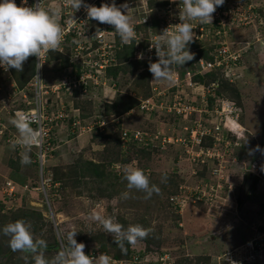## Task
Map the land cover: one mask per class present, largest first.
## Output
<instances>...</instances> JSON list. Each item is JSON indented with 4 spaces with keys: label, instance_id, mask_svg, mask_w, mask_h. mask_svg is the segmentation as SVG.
<instances>
[{
    "label": "rangeland",
    "instance_id": "1",
    "mask_svg": "<svg viewBox=\"0 0 264 264\" xmlns=\"http://www.w3.org/2000/svg\"><path fill=\"white\" fill-rule=\"evenodd\" d=\"M53 2L61 6V13L70 9L64 0H44L43 3L47 7ZM263 4L264 0L238 2L227 23L228 38L234 33L235 38L231 40L235 39L236 46L245 51L243 55L247 63L244 77L233 84L221 82L219 87L210 88L211 94L216 92L221 96L216 97V101L206 97V107L202 105L204 102L201 103L199 94H195V108L190 112H183L181 117L175 116L172 109L167 110L164 104H158V112H128L129 106H137L138 100L150 97L153 87H158V91H161L169 85L167 82L152 81L148 62L143 59L122 64L121 58L125 59V55L132 51L129 48L117 50L118 65L107 70L100 78L88 70L91 81L89 88L87 85L90 81L87 78L80 84H73L69 80L71 74L81 66L76 65V62L82 64V60L86 58L84 48L79 49L77 46L87 35L71 34L59 51L47 53L40 67L42 90L47 91L46 94H41L43 108L64 107V111L59 112L68 116L62 123L60 120L51 122L52 134L56 133L55 136L59 135L60 138H57L58 147L50 157V163L53 164L50 171L60 178L54 192L57 195L48 196V190L45 194L40 190V171L35 150L31 148L28 153L32 162L21 165L23 150L19 147L13 149L12 143L6 141L5 137H0V179L15 187V193L1 201L4 210L0 208V230L7 223L24 220L30 225L35 238L47 242L48 247L44 252L47 258L59 253V237L69 229L78 231L75 237L77 242L89 243L88 246H94L95 250L109 252L116 258L127 257L131 251H151L147 253L150 260L162 258L159 264H230L227 257L236 262V254L262 248L264 245L259 243L262 222L257 217L264 204V181L243 174V165L238 157L236 161L214 160L213 164L205 161V158L201 163L186 154L181 155V149L176 143L143 149L137 143L123 142L120 136L124 129H131L132 134L136 128L152 131L160 125H166L168 134L175 137L176 134L183 133V129L176 130L178 125L198 122L205 111L211 113L214 105L229 99L239 104L242 110L240 123L249 129L242 138L245 159H250L251 149L258 154L252 160H264V154L255 151L257 145L264 149ZM68 15L73 17V14ZM141 30L143 34L146 33L143 28ZM72 39L78 43L74 45ZM81 45H84L82 41ZM241 46H248L247 50ZM188 50L194 57L198 55L199 50L196 48L188 46ZM241 61L244 62L243 58ZM35 65L36 59L29 57L23 64V71L17 72L13 68L8 71L0 70V76H5L3 80H16L18 87L25 88L30 81L35 82ZM209 79L205 75L201 80L207 84ZM3 80L0 84V101L4 98V103H7L6 99L10 98V109L22 104L20 95L8 97L9 88ZM191 89H186V95H190L188 93ZM31 98L32 94L29 96ZM35 98H38L36 92ZM109 98L112 99L111 102ZM66 103L73 105L72 109L66 108ZM2 105L0 103V107ZM75 110L80 118L95 116L105 119L102 129L90 135L85 126H81L80 132L79 129L71 131L67 124L61 126L65 122H71ZM126 112L128 113L125 114ZM8 115L10 120V111ZM215 117L213 114L208 118ZM11 129L1 134L11 133ZM13 129L15 130L14 126ZM220 130L224 134L228 132L226 125ZM232 137L235 139L236 135ZM98 153L104 162L100 166L105 169L102 177L93 176L86 167L80 166L81 156L100 162ZM129 167L141 169L148 176L150 184L160 188V193H154L151 199H145L144 192L129 190L123 179L124 170ZM165 175L167 180L162 182ZM260 175L264 180V171ZM207 180H211L214 186V192L208 198L187 195L188 206L182 211L175 209L168 200L169 195L178 192L180 184L200 187ZM1 184L3 183L0 186ZM92 213L112 217L125 228L129 224H140L152 231L135 246L126 244L128 251L125 255L114 243L112 236L90 219ZM8 239L0 231V264H34L31 255L13 252Z\"/></svg>",
    "mask_w": 264,
    "mask_h": 264
},
{
    "label": "clouds",
    "instance_id": "2",
    "mask_svg": "<svg viewBox=\"0 0 264 264\" xmlns=\"http://www.w3.org/2000/svg\"><path fill=\"white\" fill-rule=\"evenodd\" d=\"M64 2L67 7L73 10L72 13H70L71 15L74 12L83 8L87 14L88 20H95L102 24H109L113 26L115 29L114 31L115 35H107L105 37V39L109 43L113 44L112 50L113 49L114 50L112 51V53L114 52L113 54L115 56V59L114 61H112L111 65L109 64L107 67L104 68V70L101 73H98L97 75L98 78H100V76L105 74L107 70H110L112 67H116L118 65V61H117L118 49L129 48L132 50V52L129 54L128 59L126 60L127 63L128 62L130 63V61H139L143 59L142 53L139 54L138 57L136 58L137 56L136 52L139 51V48L141 47H139L138 49L135 48L136 33H135L134 25L131 22V17L127 13L125 14L124 12L121 11V8H124L127 9L128 12L129 8L127 3L119 7H117V5L114 2L112 4L104 3L101 4L99 7H97L95 5L85 3L84 0H64ZM171 2L174 3L175 0H171ZM24 3L26 4L27 0H24ZM224 3L225 0H180L179 13H178L180 23L175 24L174 29L171 31H169V27L164 29L162 33L158 34L155 40L150 41L149 51H151V49L154 48L155 54L158 57L157 60L154 61L150 60L149 62L147 61L148 70L153 76L152 81L167 82L169 83V85H171V83H174V78H175L174 69L178 68L176 66H180L179 68H185L186 67L184 66L185 63L191 61V64L189 66L191 67L196 57H198L199 55L206 56V52H207L206 49L212 45H209L208 41H204L197 44L193 42L195 36V33L193 32V29L195 28L193 22H198L201 25L212 24L213 14L216 11V8L218 6H222ZM149 6L153 8V10L147 14L149 16V19L152 20L150 24V29L151 32H156L157 20L156 17L154 16L155 7L154 4H149ZM68 14L69 13L67 14L61 13V6L55 2L50 3L47 5V7H45L42 4V0H37V2L33 6L27 7V6H18L15 3V0H0V70L8 71L10 68H13L17 72H21L23 71L24 62H26L28 58L31 56L36 57L38 60V63L35 65L36 69L38 70L40 67H42L45 61L44 57L46 56L47 53L59 51L60 46L64 45V42L68 39V37L71 34H75V35L78 34L72 28V26L69 25L70 16ZM66 26L70 29V32L64 35L63 29ZM137 28H139L140 30L141 28H143L144 32L146 33L148 32V24H139L137 25ZM94 29L97 30V32L100 31L98 28L97 29L94 28ZM146 33L144 35H147ZM64 36L65 39L63 40ZM108 36H111V38H108ZM231 38H235L234 33L228 39L230 42L233 41L236 42L235 39L231 40ZM72 41L74 40L72 39ZM73 43L75 45V41ZM98 43L99 45H101L100 42ZM94 45L97 46V44ZM188 46L199 50L197 53L198 55L194 57V54L188 50ZM247 47L248 46H241V48L245 50H247ZM241 51L244 62L242 61L239 62L238 67H234L231 70V72H234L236 75L232 77L221 76L217 78L219 81V85L217 87L221 85L220 84L221 82L222 84L223 83L233 84L234 82L239 81L244 77L247 62H245L243 55L245 51L242 49ZM76 65H81V64L76 62ZM4 77L5 76H0L1 78L0 84H2V80H3L2 78ZM41 78L42 75L40 79ZM211 79L212 78L208 80L207 84L209 83V81H211ZM3 81L7 83L9 88L7 95H10V90H11L10 83L13 82L15 83V87H17L18 89L20 88L18 87L16 80L9 79ZM88 81H90V78H88ZM201 83L203 84L205 82H201ZM90 84L91 81L87 85L88 88ZM207 84L205 83L204 85ZM168 86H166L164 90L161 91H158V87H153L151 89L150 97L153 98L154 105L153 108L148 111L158 112V104L160 105L164 104V107H166L165 97L162 95V93L166 91V88ZM169 90H174V89H169ZM192 91H194L193 95L194 93L196 94L193 88L190 90V93H192ZM17 95L19 96V94ZM220 96L221 95L216 92H213V94L209 92V94L206 95L208 99L210 100L213 99L214 101H216V97H220ZM193 97L195 98V96ZM206 97L205 99L207 101L208 99ZM134 99L138 100V97L134 96ZM143 99L146 98H142L138 100L139 102L138 105L134 107L133 106L130 107L128 112L134 113L138 110L142 111V109L139 108V104ZM111 100L112 99L109 98V102H111ZM6 101L7 103L4 104L8 106L10 111L17 108H25L24 103L22 102V104L20 103V105L14 106L12 109H10L9 103L11 102L8 99H6ZM229 102L230 104L233 102L234 106H236V112L233 113L232 118L228 120L226 126L227 127L229 126L231 129L229 130V128H227L228 132H225V134L228 133L230 138L234 142L229 147V150L226 151L224 158L228 162V160L236 161V157H238L242 165L244 163L247 164L253 161L251 158H254L258 154L254 153V151L250 149L249 150V155H250L249 158L251 159L250 161V159L248 160L245 159V155H244L245 150L242 152L243 150L242 146L244 145L242 138L246 135V132L249 129H247L244 125L240 123L242 110L238 106L239 104L236 101L234 102L233 100L227 99L226 101L220 102V104H218L217 106L214 105V108L218 107L219 110L221 108L222 109L221 111L224 114H226L223 107L227 108V103ZM65 105L66 108L68 109H72L73 107V105L71 104L69 105L68 103H66ZM47 109L54 111L57 108L53 109L49 107ZM132 109L134 111H132ZM128 112H126L125 114H127ZM175 116L181 117L182 114L175 113ZM67 117L63 116L60 119H57L56 122L60 120V123H62V121H65ZM7 119L9 121L7 123L9 124L8 125L9 129L12 128L11 129L12 132H16L18 134V136L12 141L13 149L19 147L23 150L21 152V158H20L21 165L30 164L32 162L28 153L30 152L31 148L35 150L38 171H40L39 186L41 192H44L45 194L46 190H48L51 185L54 187L58 186L60 182H52L54 177H53V172L50 171V168H52L53 164L50 163L51 162L50 157H51V149L58 147V145L56 144L58 142V139H60L58 138L59 135L55 136L56 133L54 135L52 134L54 146L48 149L46 151L45 156L41 160H39L37 157V153H39L38 147L33 146V129L30 126L32 121L20 115L14 117L11 115L10 120L9 117ZM104 120L105 119L103 118H96L95 116L93 118L91 117L80 118L78 112L76 111L74 113V117L72 118L71 122L69 121L65 122V124L64 125L61 124V126H65L67 124V127L71 128V131H74L75 129H79V132L81 131V126H85L89 134L92 135V132L96 134L97 133L96 130L102 129L104 123L100 124V122ZM80 122H82L81 125ZM215 122H216V117L214 119H211V122H208L210 128L211 126L212 127L215 126ZM194 123L195 122L192 123L189 122L187 125H185V123H181L176 127V130H182L183 127L185 126L188 128L192 127ZM92 124L94 125L92 126ZM161 124H163V122H161ZM13 126L15 127V130L13 129ZM135 130H141V129L136 128ZM142 131L153 134H155L156 132L160 133L159 138L154 139L153 142H150L149 146H142L141 143L139 144L135 140L131 141L141 145L143 149H149L151 147L159 148L161 146L166 145L165 143L167 144L176 143L172 141L161 142L160 136H162L163 134L165 136L169 135L172 138L182 136L184 134V130H183L182 134H176L174 137V135L168 134L167 132L168 128L166 127V125L165 127L160 125L152 131H146V130H142ZM127 132L130 134L131 129H129V131ZM134 132H132V134ZM233 135L234 136L236 135L235 139L232 137ZM70 136H72V134H70ZM177 146L180 148L178 144ZM237 148H240L241 151L239 149L237 150ZM255 151H260L262 154H264V149H261L259 145L256 146ZM184 152L185 151L181 149V155L185 154ZM99 154L100 153H98V155ZM186 156L188 155L186 154ZM186 156L185 158L189 160L188 157ZM98 157L100 160L101 156ZM81 161H85V160H82L81 158ZM241 169L243 174L250 175L245 171V169H243V166H241ZM261 170L264 171V165H262ZM123 179L127 182V188L129 190L136 189L138 191L144 192L145 199H151L154 193L155 194L160 193V188L155 184H150L148 176H146L145 173L139 168L129 167L125 169L123 174ZM166 180H167V176L165 175L162 178V182H166ZM0 183L4 184V181L0 179ZM38 188L39 187H37V189ZM47 195L49 196L48 192ZM125 195H127V193H125ZM171 195H169L168 197L169 201ZM174 208L177 209L176 207ZM90 219L93 220L94 222H97L107 234H110L112 236L114 243L119 247L121 253L125 255L127 254L128 251V248L125 246L126 244L129 246H135L139 241L146 239L149 236L150 232L152 231L151 228H145L140 224H129L127 228H125L123 224L119 222H115L112 217H105L98 213H92ZM0 231H2L3 235L9 238L8 245L13 252H20L31 255L34 264H111L112 261V258L110 256L102 253L105 251L95 250L96 249L95 247L92 248V246H88L87 244H84L82 242H77L75 237L78 231H76L75 229H69L66 232L61 233L59 237L61 249L59 253L52 256L51 258H47L44 255V252L48 247L47 242L44 239L35 238L30 230V225L26 224L24 220L18 219L14 222L7 223L6 225L3 226L2 230ZM90 249L93 250L94 252L98 251L100 254L95 257L90 256L88 255ZM137 252L141 256H144L146 253H149L151 251L149 252H145L144 250L143 251L137 250L135 252L131 251L127 257H123V258H128L133 253H137ZM254 252H259L261 254V257H257L255 261L246 262L245 264L264 263V248L262 251H259V249H255ZM105 253H108L111 256H113L109 252H105ZM152 261L153 262L149 261L147 264H157V263L159 264L160 262V260H152Z\"/></svg>",
    "mask_w": 264,
    "mask_h": 264
},
{
    "label": "built area",
    "instance_id": "3",
    "mask_svg": "<svg viewBox=\"0 0 264 264\" xmlns=\"http://www.w3.org/2000/svg\"><path fill=\"white\" fill-rule=\"evenodd\" d=\"M84 0L85 3L95 5L99 7L101 4L107 3L112 4L113 2L117 5V7L127 3L128 5V12L127 9L121 8V11L125 14L127 13L131 17V22L134 25L135 33H136V43L135 48L139 51L136 52L138 57L139 54H143V60L145 61H154L157 60L158 57L155 54V49L150 48V41H153L157 38L158 34L162 33V31L169 27V31L174 29V25L180 23L179 20V3L180 0H175V2H171V0ZM240 1L244 0H225V3L222 6H218L216 11L213 14V21L212 24H199L198 22L194 23L193 32L195 33L194 36V43H201L204 41H208L209 45H212L206 49V56L199 55L194 59V62L191 67L186 66L185 68H175V78L174 83H171L166 88V91L162 93L165 97V104L168 110H173L175 113L182 114L183 112H190L192 109L195 108L194 101L195 93H190V95H186L187 88H193L194 90L198 89L196 94L200 95L201 103L204 102V107L206 106V95L209 94L211 91L210 88L217 87L219 85V81L217 78L219 77H232L236 75L231 70L234 67H238L239 62H241L242 58V51L241 49L236 46L235 41L230 42L228 40L229 31H228V20L231 19V14L234 12L236 4ZM37 0H27V3H24V0H15V3L18 6H33ZM44 0H42V4L44 5ZM157 3V5H156ZM149 4H154L155 7V14L157 20L156 32H151L150 24L151 21L149 16L147 15L150 11L153 10ZM264 5V4H263ZM46 7V6H45ZM72 9H68L65 13H72ZM70 23L69 25L78 33L84 34L88 37L82 41L83 46H80L81 41H75V44L78 43L77 48L82 49L86 52V58L82 60V64L80 66L79 74L75 73L71 74L69 80L72 81L73 84L81 82H85V78H90L89 71L91 74L101 73L105 67L109 64H112L114 61L115 56L114 52L112 53V43H109L105 37L107 35H115V29L113 26L109 24H102L95 20H88L87 14L83 8L73 13V17H69ZM144 20V23H143ZM67 22V21H66ZM139 24H148V32L147 35H144L137 25ZM94 28H98L100 31L97 32ZM94 30V31H93ZM204 30V33L202 31ZM64 35L70 32V29L66 26L64 29ZM205 37V40L203 38ZM208 37V38H207ZM65 36L63 37V40ZM101 45H99V43ZM94 44H97L95 46ZM237 47V48H235ZM36 64L38 60L36 57ZM37 70V69H36ZM89 70V71H88ZM213 74L211 76V81L207 85H204L206 81H202L205 75ZM40 75V68L36 71L35 74V82H29L25 88H17L15 87V83H10V96L14 95H21L22 101L24 103L25 108H17L13 110H8V106L4 104V99H1L0 103L3 104L0 107V137H5L6 141L12 143V141L18 136L16 132L4 133L6 130L9 129L8 121V113H12L11 115L17 116H24L32 121L31 128L33 129V146L38 147L39 153H37V157L41 160L46 151L54 146L51 128L52 121L60 119L63 117L62 113L59 111H64L63 108L56 109L54 111L43 108L41 94L47 93V91L42 90V81L39 78ZM198 78V79H197ZM216 79V80H215ZM220 80V79H219ZM205 82V83H201ZM201 83V84H200ZM174 87V88H173ZM174 89V90H169ZM29 90V92H28ZM35 92L36 97L35 98ZM30 94H32V98L29 99ZM196 97V96H195ZM10 100V98H9ZM154 102L153 98L149 97L143 99L139 104L140 109L150 110L153 108ZM206 108H203V110ZM226 114H224L215 107L211 113L205 114L203 113L201 119L198 122H195L192 127H183L184 134L182 136H178L175 138L165 136L164 134L161 137V142H176L182 150H184L185 154H187L192 160L197 159L203 163V159L206 158L205 161H210L213 164L214 160H221L227 162L224 158L226 151L229 150V147L234 142L231 141L229 134H224L220 130L223 128L224 125L227 124L228 120L232 118V114L236 112V106H234L233 102L230 104L227 103V108L223 107ZM49 111V112H47ZM132 111H134L132 109ZM208 111H210L208 109ZM216 114V122L215 126L210 128L208 122H211V118H208L209 115L212 116ZM48 115V116H47ZM207 115V116H206ZM104 121L100 122L103 124ZM94 124H92L93 126ZM229 130L231 129L229 126L227 127ZM12 131V130H11ZM188 132V133H187ZM159 132L147 133L142 130H135L133 134H129L127 131H123L121 136L122 141H132L135 140L137 143H141L142 146H149L150 142H153L154 139L159 138ZM210 137V139H209ZM207 144V145H204ZM188 159L190 160V158ZM262 165H264L263 159L253 160L250 163L243 164V169L250 175L254 177H258L262 181H264L261 177V170ZM215 170V169H214ZM211 176H213L211 172ZM191 187V188H190ZM208 187V188H207ZM214 192L213 182L205 181L200 187L194 186H184L179 185L178 192L174 193L170 196V201L178 210H184L188 206V197L195 196L200 199L208 198ZM15 193L14 185L9 183H4L1 185L0 188V202L12 194ZM261 224V230L259 235V243L264 245V209L261 210L260 216L257 217ZM260 228V225L258 226ZM264 246L259 249L262 251ZM249 250V249H248ZM85 251V250H84ZM242 251V250H241ZM255 249L249 250L246 253H238L236 254V262L233 258L227 257L230 259V264H245L246 262H253L256 260L257 257H261L259 252H254ZM107 254L112 258L111 264H147L150 260L149 255L146 253L144 256H141L138 252L133 253L128 258H115L108 253L102 252ZM100 253L98 251L94 252L93 250H89L88 255L90 256H98ZM241 255V256H240ZM162 261V258H159ZM225 261V260H224Z\"/></svg>",
    "mask_w": 264,
    "mask_h": 264
},
{
    "label": "trees",
    "instance_id": "4",
    "mask_svg": "<svg viewBox=\"0 0 264 264\" xmlns=\"http://www.w3.org/2000/svg\"><path fill=\"white\" fill-rule=\"evenodd\" d=\"M131 52L132 51H130L127 55H125L126 56L125 59L121 58L123 61L122 64H128L129 63V62L127 63L126 60L128 59L129 54ZM31 57H33V56H31ZM190 64H191V62H186L184 66H190ZM176 67H180V66H176ZM211 76H213V74H210L209 77H211ZM130 107H132V106H129L127 109H129ZM51 142L53 143L54 141L52 140ZM52 151H56V148L51 149V156H52ZM56 153L58 154V151ZM98 156H101V154H99ZM81 158H82V160H85V161H82L81 163L79 162L81 167H86L87 171L91 172L93 174V176L102 177V173L105 171V169L100 168V166L104 163V162H102L103 160H101L102 156L100 157V162H95L93 160H87V159L83 158V156H81ZM74 166L78 168V166H76V164ZM53 177L54 178H53L52 182H60V178L55 177L54 173H53ZM54 192H55V187L51 185L50 188L48 189V194L50 196L51 195H57ZM0 208L2 210H4V206L1 203H0ZM263 208H264V204L261 205V209H263ZM83 243L85 244V242H83ZM87 245H89V243ZM92 248H94V246H92ZM255 264H264V263H255Z\"/></svg>",
    "mask_w": 264,
    "mask_h": 264
},
{
    "label": "bare ground",
    "instance_id": "5",
    "mask_svg": "<svg viewBox=\"0 0 264 264\" xmlns=\"http://www.w3.org/2000/svg\"><path fill=\"white\" fill-rule=\"evenodd\" d=\"M41 77V75H39V78Z\"/></svg>",
    "mask_w": 264,
    "mask_h": 264
}]
</instances>
